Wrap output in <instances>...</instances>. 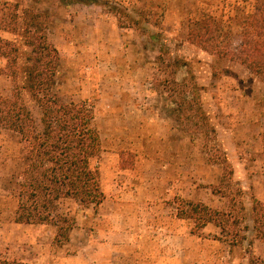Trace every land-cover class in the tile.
<instances>
[{
    "label": "rangeland",
    "instance_id": "rangeland-1",
    "mask_svg": "<svg viewBox=\"0 0 264 264\" xmlns=\"http://www.w3.org/2000/svg\"><path fill=\"white\" fill-rule=\"evenodd\" d=\"M95 1L0 0L1 48L8 52L15 45L20 66L29 52L25 28L45 34L59 54L53 91L92 108L102 143L98 164L104 192L100 204L74 214L67 241L56 242L50 224L15 222L29 168L19 136L0 127V260L264 262V242L243 228L249 219L238 226L233 222L240 204L246 213L253 201L264 203V80L236 55L218 58L186 39L191 21L209 15L223 20L219 33L228 35L236 52L238 28L227 19L242 2L253 0ZM175 56L187 66L175 70L170 60ZM191 74L203 87L200 101L215 134L207 132L197 105L187 103L192 93L176 92L174 80ZM12 90L0 54V96ZM30 108L37 116L36 107ZM188 203L223 212L215 214L221 226L198 228L183 218Z\"/></svg>",
    "mask_w": 264,
    "mask_h": 264
},
{
    "label": "trees",
    "instance_id": "trees-1",
    "mask_svg": "<svg viewBox=\"0 0 264 264\" xmlns=\"http://www.w3.org/2000/svg\"><path fill=\"white\" fill-rule=\"evenodd\" d=\"M72 1L96 3L95 0ZM242 3L244 6L234 17L227 19L238 28L236 52L231 48L228 35L219 33L223 20L209 15L191 21L186 39L218 58L236 55L243 66L264 80V0ZM24 33V45L29 52L20 66L18 48L11 45L7 52L0 46V54L6 58V71L13 81L11 94L0 96V127L19 136L29 168L28 180L21 184L14 221L50 224L56 229L54 240L61 243V238L69 239L75 224L74 214L100 204L104 198L98 164L102 143L93 123L92 108L86 102L65 101L52 89L59 64L57 49L45 34L31 32L29 27ZM151 37L159 39L158 34H151ZM170 60L175 70L187 66V61L180 57ZM194 78L191 74L180 82L174 80L176 92L181 97L189 91L192 93L187 103L190 107L197 105L209 127L207 132L215 134V127L200 101L199 93L203 87ZM30 105L36 107L37 116ZM222 153L226 155L223 150ZM223 159L231 174L226 156ZM188 205L183 218L192 219L198 228L208 223L221 226L215 214L223 215V212L212 210L203 203ZM239 209L241 214L234 219L235 225L248 218L249 222L243 228L251 232V237L264 242V203L253 201L246 213H243L245 207L242 204ZM239 236L246 237L245 234ZM259 262L264 264L262 260ZM0 264L10 262L0 260Z\"/></svg>",
    "mask_w": 264,
    "mask_h": 264
}]
</instances>
